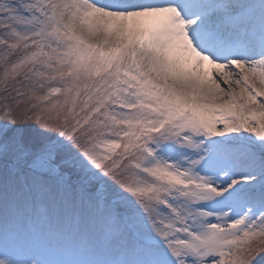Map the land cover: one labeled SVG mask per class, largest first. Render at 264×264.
<instances>
[{
    "label": "snow or ice",
    "instance_id": "obj_1",
    "mask_svg": "<svg viewBox=\"0 0 264 264\" xmlns=\"http://www.w3.org/2000/svg\"><path fill=\"white\" fill-rule=\"evenodd\" d=\"M0 264H264V0H0Z\"/></svg>",
    "mask_w": 264,
    "mask_h": 264
}]
</instances>
